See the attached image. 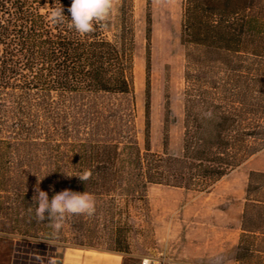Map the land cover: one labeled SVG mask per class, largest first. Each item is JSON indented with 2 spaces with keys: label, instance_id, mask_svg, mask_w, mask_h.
I'll list each match as a JSON object with an SVG mask.
<instances>
[{
  "label": "trees",
  "instance_id": "obj_1",
  "mask_svg": "<svg viewBox=\"0 0 264 264\" xmlns=\"http://www.w3.org/2000/svg\"><path fill=\"white\" fill-rule=\"evenodd\" d=\"M59 2L71 19L72 0H0V191L12 188L13 205L33 219L38 179L50 199L64 189L89 192L95 212L71 215L75 236L107 235L110 250L129 253L123 227L102 221L115 206H146L152 185L208 190L264 146V0H187L182 39L191 49L178 155L168 152L166 125L163 152L151 149L149 57L144 150L133 111L119 101L135 95L133 0H121L115 22L84 36L49 22L46 5ZM148 24L147 39L150 17ZM85 170L92 175L82 182L75 175ZM263 180L262 172L249 174L238 264L254 256V236H264V200L253 199ZM19 231L50 240L52 229L45 220Z\"/></svg>",
  "mask_w": 264,
  "mask_h": 264
},
{
  "label": "rangeland",
  "instance_id": "obj_2",
  "mask_svg": "<svg viewBox=\"0 0 264 264\" xmlns=\"http://www.w3.org/2000/svg\"><path fill=\"white\" fill-rule=\"evenodd\" d=\"M120 5L121 0H114L110 15L113 22ZM186 5L187 0H133L135 95L119 96V101L133 111L135 136L142 150L146 129L147 57L150 58L151 149L163 152L167 129L168 152L178 155L182 150L186 55L191 49L182 39ZM149 17L151 32L147 39ZM251 172L264 173V146L208 190L152 185L147 190L146 206L141 203L115 206L114 214L102 221L110 227L114 222L123 227L129 253L110 250L113 242L107 235L78 239L70 228L71 215L56 245L39 237L24 236L19 228L37 222L36 218H26L24 207L13 205L12 188L8 192L0 191L5 201L0 206V230L8 227L7 232L0 231V264H48L50 256L58 255V250L66 247L95 262L106 258L112 264H238L235 256ZM258 184H264V180ZM263 193L262 190L253 194V199L264 200ZM254 238V256L239 264H264V236L257 234ZM80 240L96 246H79L76 243Z\"/></svg>",
  "mask_w": 264,
  "mask_h": 264
},
{
  "label": "clouds",
  "instance_id": "obj_3",
  "mask_svg": "<svg viewBox=\"0 0 264 264\" xmlns=\"http://www.w3.org/2000/svg\"><path fill=\"white\" fill-rule=\"evenodd\" d=\"M60 6H49L47 19L54 26L67 25L70 30H75L81 36L93 33L100 28H106L114 7V0H72L67 11L71 15L69 19L64 14V7L59 2ZM68 177L72 175L65 174ZM92 173L85 170L82 173L75 175L82 182L90 179ZM33 189L32 205H35V218L37 222L49 221V227L52 229L50 233V244L56 245V240L59 239L60 232L64 227L66 219L69 215H87L92 216L95 212V197L89 192H77L71 189H64L60 192H55L49 198L48 192L42 190L39 182ZM32 211V208H29ZM48 264H62L61 258L57 253L50 256ZM147 264V262H145Z\"/></svg>",
  "mask_w": 264,
  "mask_h": 264
},
{
  "label": "crops",
  "instance_id": "obj_4",
  "mask_svg": "<svg viewBox=\"0 0 264 264\" xmlns=\"http://www.w3.org/2000/svg\"><path fill=\"white\" fill-rule=\"evenodd\" d=\"M75 251L76 249L74 248L66 247L58 250V256L62 258L64 264H112L111 260H107L106 258V260H98L95 262L93 258L78 255Z\"/></svg>",
  "mask_w": 264,
  "mask_h": 264
},
{
  "label": "built area",
  "instance_id": "obj_5",
  "mask_svg": "<svg viewBox=\"0 0 264 264\" xmlns=\"http://www.w3.org/2000/svg\"><path fill=\"white\" fill-rule=\"evenodd\" d=\"M143 264H145V263H143Z\"/></svg>",
  "mask_w": 264,
  "mask_h": 264
}]
</instances>
